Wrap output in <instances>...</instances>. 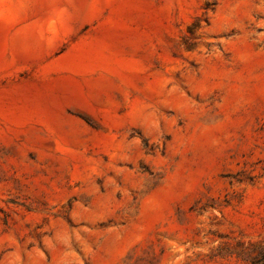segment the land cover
I'll list each match as a JSON object with an SVG mask.
<instances>
[{
  "label": "rangeland",
  "instance_id": "374dc122",
  "mask_svg": "<svg viewBox=\"0 0 264 264\" xmlns=\"http://www.w3.org/2000/svg\"><path fill=\"white\" fill-rule=\"evenodd\" d=\"M0 264H264V0H0Z\"/></svg>",
  "mask_w": 264,
  "mask_h": 264
}]
</instances>
